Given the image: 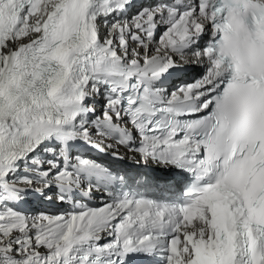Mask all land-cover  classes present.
I'll list each match as a JSON object with an SVG mask.
<instances>
[{
  "label": "snow or ice",
  "instance_id": "obj_1",
  "mask_svg": "<svg viewBox=\"0 0 264 264\" xmlns=\"http://www.w3.org/2000/svg\"><path fill=\"white\" fill-rule=\"evenodd\" d=\"M0 264H264V0H0Z\"/></svg>",
  "mask_w": 264,
  "mask_h": 264
},
{
  "label": "bare ground",
  "instance_id": "obj_2",
  "mask_svg": "<svg viewBox=\"0 0 264 264\" xmlns=\"http://www.w3.org/2000/svg\"><path fill=\"white\" fill-rule=\"evenodd\" d=\"M201 69V67L200 68H197L196 70H195V72H197V71H199ZM191 72H189V73H187L188 75L190 74ZM121 153H123V150H121ZM126 157H128V155H126ZM127 161H131V160H126V161H124V164H125V162H127ZM155 167V166H154Z\"/></svg>",
  "mask_w": 264,
  "mask_h": 264
}]
</instances>
